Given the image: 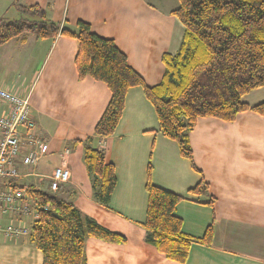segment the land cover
I'll return each instance as SVG.
<instances>
[{"label": "crops", "instance_id": "crops-1", "mask_svg": "<svg viewBox=\"0 0 264 264\" xmlns=\"http://www.w3.org/2000/svg\"><path fill=\"white\" fill-rule=\"evenodd\" d=\"M12 3L19 13L17 4H36L47 19L73 30L78 20L87 22L92 32L113 40L149 86L160 82L162 55L176 53L184 33V26L170 12L178 0ZM77 49L75 37L59 33L13 37L0 45V86L28 95L36 133L48 144L47 154L36 166H19L26 174L19 182L56 192L83 216L126 237L121 243L86 238L84 264H264V115L244 110L231 121L199 117L189 134L198 170L179 154L176 141L158 130L154 108L140 86L128 89L114 132L94 135L93 127L111 93L100 80L88 75L78 78ZM242 100L249 105L264 101V85ZM85 145L102 149L114 166L116 183L106 203L94 196L92 176L84 163ZM148 162L154 184L184 197L175 207L184 233L198 238L212 223L210 244L192 241L183 263L168 259L145 240ZM57 165L67 167L70 177L51 191L50 176ZM202 177L206 190L188 191ZM21 223L31 226V217ZM0 264H43L42 253L28 234L16 239L0 235Z\"/></svg>", "mask_w": 264, "mask_h": 264}, {"label": "trees", "instance_id": "trees-1", "mask_svg": "<svg viewBox=\"0 0 264 264\" xmlns=\"http://www.w3.org/2000/svg\"><path fill=\"white\" fill-rule=\"evenodd\" d=\"M23 19L0 17V45L27 33L38 38L63 34L75 37L78 49L74 58L78 78L91 76L104 82L110 99L93 127V134L111 135L120 119L128 89L140 86L152 104L158 130L176 141L179 154L194 164L189 134L199 117L233 120L244 110L264 115V101L249 105L242 97L264 85V0H178L170 12L184 26L176 53H163L164 71L154 86L127 62L112 39L98 36L90 25L78 20L76 29L61 26L45 17L38 5L17 4ZM84 163L92 176L95 198L109 201L116 183L114 166L102 149L85 145ZM18 185L17 182L12 183ZM25 187L32 198L37 217L28 236L42 253L43 264H84V242L96 237L121 243L126 237L112 231L93 218L83 216L71 201L56 192ZM203 179L188 191L206 190ZM147 206L142 223L145 240L168 259L186 261L192 241L210 244L212 223L202 236L194 238L182 231V219L175 213L184 197L153 183L151 164H147Z\"/></svg>", "mask_w": 264, "mask_h": 264}, {"label": "built area", "instance_id": "built-area-1", "mask_svg": "<svg viewBox=\"0 0 264 264\" xmlns=\"http://www.w3.org/2000/svg\"><path fill=\"white\" fill-rule=\"evenodd\" d=\"M36 128L28 95L0 86V235L4 238L27 235L31 226L21 220L30 216L33 222L37 217L31 196L19 182L26 175L19 166L34 167L48 152V144L36 133ZM28 172L38 175L32 170ZM69 177L67 167L55 166L49 189L57 191ZM13 181L18 185H13Z\"/></svg>", "mask_w": 264, "mask_h": 264}, {"label": "rangeland", "instance_id": "rangeland-1", "mask_svg": "<svg viewBox=\"0 0 264 264\" xmlns=\"http://www.w3.org/2000/svg\"><path fill=\"white\" fill-rule=\"evenodd\" d=\"M13 0H0V17L2 15H4V13L6 12L7 8L10 7L7 12L5 13V15L3 16L5 18V20H13V19H23L22 17H24V15H21V13L17 12V10L15 9V3H12ZM13 5H12V4ZM24 18H27V16H25Z\"/></svg>", "mask_w": 264, "mask_h": 264}]
</instances>
